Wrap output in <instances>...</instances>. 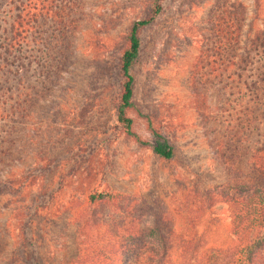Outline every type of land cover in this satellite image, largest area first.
<instances>
[{
  "label": "rangeland",
  "instance_id": "rangeland-1",
  "mask_svg": "<svg viewBox=\"0 0 264 264\" xmlns=\"http://www.w3.org/2000/svg\"><path fill=\"white\" fill-rule=\"evenodd\" d=\"M232 1L246 47L264 0H83L71 34L44 25L36 45L33 33L25 69L0 78V107L12 110L0 117V264H264V243L252 245L264 231L245 230L230 200L255 147L248 98L241 110L218 72ZM156 4L127 111L144 144L117 119L119 64L131 25ZM156 133L172 158L154 152ZM156 228L167 259H150Z\"/></svg>",
  "mask_w": 264,
  "mask_h": 264
},
{
  "label": "trees",
  "instance_id": "trees-1",
  "mask_svg": "<svg viewBox=\"0 0 264 264\" xmlns=\"http://www.w3.org/2000/svg\"><path fill=\"white\" fill-rule=\"evenodd\" d=\"M83 0H0V78L6 73L19 75L26 67L27 46L33 33L36 45L42 40L43 26L48 25L52 30V37L60 39L71 34L78 27L79 14ZM224 7V4H221ZM161 10V5L156 4L153 14L133 22L129 31V45L124 50L120 59L119 70L123 77L121 84L120 102L117 105V119L138 142L147 144L133 130V120L127 111L133 107V76L131 68L134 65L141 46L140 32L152 24ZM222 17L226 23L222 36L218 41L216 52L219 61L218 72L223 89L240 96V108L244 110L243 101L248 98L250 127L253 129L255 147L250 159V175L248 179L237 181L236 196L230 198L229 192L225 197L239 204L237 218L245 230L264 231V26L260 29L245 47L242 45V31L245 22V10L242 3L230 2L228 8L223 9ZM56 44H60L57 40ZM8 79V77H5ZM228 92V93H229ZM9 93V92H8ZM6 92L5 96H10ZM12 95V94H11ZM245 97H247L245 99ZM2 103H5L3 100ZM247 103V102H246ZM18 112V109H15ZM20 112V111H19ZM12 113L9 109L0 107V117ZM153 144L154 152L165 159L174 155L170 143L160 138ZM248 180V181H246ZM225 193V192H224ZM242 193L245 196H242ZM209 195H215L210 192ZM216 195H221L219 192ZM98 197V198H97ZM110 198L112 194L92 195L91 200ZM253 231V232H254ZM154 233V231H153ZM156 235L162 239L160 244L152 247L150 259H167L170 246L166 243L161 228H156ZM172 230L169 231L171 236ZM264 243L263 238L252 242L253 246ZM100 253H104L99 248ZM252 256L247 257L251 262Z\"/></svg>",
  "mask_w": 264,
  "mask_h": 264
}]
</instances>
